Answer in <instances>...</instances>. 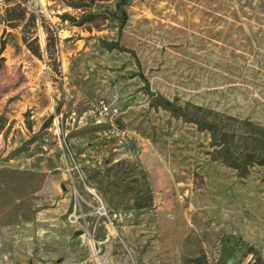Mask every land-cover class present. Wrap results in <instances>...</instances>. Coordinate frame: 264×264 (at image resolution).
Segmentation results:
<instances>
[{
    "label": "rangeland",
    "instance_id": "374dc122",
    "mask_svg": "<svg viewBox=\"0 0 264 264\" xmlns=\"http://www.w3.org/2000/svg\"><path fill=\"white\" fill-rule=\"evenodd\" d=\"M90 239L264 264V0H0V264H97Z\"/></svg>",
    "mask_w": 264,
    "mask_h": 264
},
{
    "label": "built area",
    "instance_id": "2783aa9c",
    "mask_svg": "<svg viewBox=\"0 0 264 264\" xmlns=\"http://www.w3.org/2000/svg\"><path fill=\"white\" fill-rule=\"evenodd\" d=\"M93 112H94L95 122L98 124H102L105 123L106 121H110L119 114V110L114 104L104 101H100L97 107H95V110H93ZM72 115L78 118L80 122L83 120L85 116V115L78 116L75 111H72ZM112 217L113 219L116 220L118 219L122 220L124 218L126 219L128 215L123 212H117L114 213Z\"/></svg>",
    "mask_w": 264,
    "mask_h": 264
},
{
    "label": "bare ground",
    "instance_id": "6f19581e",
    "mask_svg": "<svg viewBox=\"0 0 264 264\" xmlns=\"http://www.w3.org/2000/svg\"><path fill=\"white\" fill-rule=\"evenodd\" d=\"M89 242H90V245H91L90 247H91V250L93 251L97 264H108L106 257L100 258V255L98 254L97 249L94 248L93 241L90 239Z\"/></svg>",
    "mask_w": 264,
    "mask_h": 264
},
{
    "label": "trees",
    "instance_id": "16d2710c",
    "mask_svg": "<svg viewBox=\"0 0 264 264\" xmlns=\"http://www.w3.org/2000/svg\"><path fill=\"white\" fill-rule=\"evenodd\" d=\"M68 17L71 18L70 16H68ZM88 19L89 18H87L86 16H82L81 19H80V21L78 23H83V22L87 21ZM250 249H251V246H250ZM256 261H260L261 262V258L259 256H256Z\"/></svg>",
    "mask_w": 264,
    "mask_h": 264
}]
</instances>
